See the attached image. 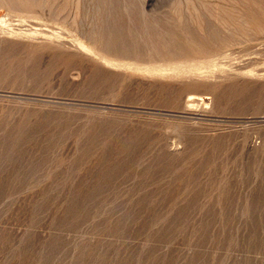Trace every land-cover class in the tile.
I'll use <instances>...</instances> for the list:
<instances>
[{
	"label": "rangeland",
	"instance_id": "obj_1",
	"mask_svg": "<svg viewBox=\"0 0 264 264\" xmlns=\"http://www.w3.org/2000/svg\"><path fill=\"white\" fill-rule=\"evenodd\" d=\"M0 264H264V0H0Z\"/></svg>",
	"mask_w": 264,
	"mask_h": 264
},
{
	"label": "bare ground",
	"instance_id": "obj_2",
	"mask_svg": "<svg viewBox=\"0 0 264 264\" xmlns=\"http://www.w3.org/2000/svg\"><path fill=\"white\" fill-rule=\"evenodd\" d=\"M227 44V43H226ZM230 45V44H229ZM225 50V49H224ZM223 53V52H222ZM221 61V60H220ZM192 96V95H191ZM196 102V98H195V96L194 97H189V99H188V103H190V105L191 104H194ZM194 106V105H193ZM191 108V107H190Z\"/></svg>",
	"mask_w": 264,
	"mask_h": 264
}]
</instances>
